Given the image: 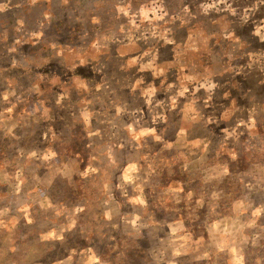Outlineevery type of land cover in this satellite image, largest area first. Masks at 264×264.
Instances as JSON below:
<instances>
[{
    "label": "rangeland",
    "instance_id": "1",
    "mask_svg": "<svg viewBox=\"0 0 264 264\" xmlns=\"http://www.w3.org/2000/svg\"><path fill=\"white\" fill-rule=\"evenodd\" d=\"M263 89L264 0H0V264H264Z\"/></svg>",
    "mask_w": 264,
    "mask_h": 264
},
{
    "label": "trees",
    "instance_id": "2",
    "mask_svg": "<svg viewBox=\"0 0 264 264\" xmlns=\"http://www.w3.org/2000/svg\"><path fill=\"white\" fill-rule=\"evenodd\" d=\"M241 25V23H240ZM238 26L237 25H234V29H233V32L232 33V36L235 37V38H238L239 41L241 39H244L243 40V47L244 49H246L247 47H250V45L252 44H257L259 41H258V38L254 35L253 33V30L250 29L249 31H247L246 33H240V30H239V27L237 28ZM160 49H163V45L161 44L160 45ZM165 50V49H164ZM167 50H170V47H167ZM216 51L218 52V54H220L223 58H226L225 55L222 54V51H221V48H216ZM159 52V50H158ZM161 52V50H160ZM242 52L240 50H238L237 54H241ZM234 59L237 58V57H233ZM235 64V63H234ZM233 64V65H234ZM264 90V89H263ZM258 159V158H257Z\"/></svg>",
    "mask_w": 264,
    "mask_h": 264
}]
</instances>
